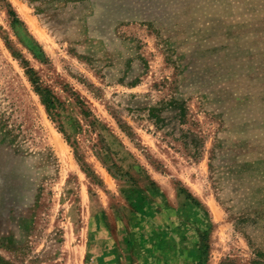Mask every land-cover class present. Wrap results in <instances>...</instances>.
Segmentation results:
<instances>
[{"label": "rangeland", "instance_id": "rangeland-1", "mask_svg": "<svg viewBox=\"0 0 264 264\" xmlns=\"http://www.w3.org/2000/svg\"><path fill=\"white\" fill-rule=\"evenodd\" d=\"M3 201L9 264H264V0H0Z\"/></svg>", "mask_w": 264, "mask_h": 264}, {"label": "trees", "instance_id": "trees-1", "mask_svg": "<svg viewBox=\"0 0 264 264\" xmlns=\"http://www.w3.org/2000/svg\"><path fill=\"white\" fill-rule=\"evenodd\" d=\"M10 13L15 19H17L14 12H10ZM27 44H28L29 49L31 51L35 52V46L33 45V43L27 42ZM32 76L30 75V81L35 86L36 92L40 96L41 101L45 105L46 109L49 112H51L53 109H55V104H56L55 98L50 94V92L48 90L40 88L38 80L34 76L33 77ZM166 105H167V107L168 106L172 107L173 110H178V112L175 114V116H173V119H177V122L179 124L182 123V121L184 120V117H185L184 104L182 102H177L175 100H172V101L166 103L165 105L162 104L161 107H151L148 109L149 116L152 119H155L154 123L158 124L159 122L164 121V118H161L160 113L165 109L163 106H166ZM186 198L189 199L188 196ZM191 203H194V200H191ZM16 206L17 205H7V203L5 201H3V204L0 205V216H3L4 214H6V212H9L6 209H10V211H12L11 209H14ZM0 264H9V263L7 261H5L2 257H0Z\"/></svg>", "mask_w": 264, "mask_h": 264}]
</instances>
